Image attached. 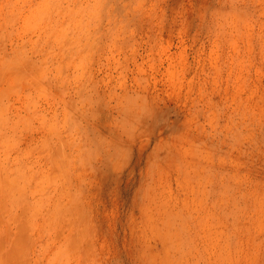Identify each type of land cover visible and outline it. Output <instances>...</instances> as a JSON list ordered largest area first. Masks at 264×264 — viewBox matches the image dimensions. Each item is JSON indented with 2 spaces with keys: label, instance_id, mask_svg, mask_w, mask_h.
Listing matches in <instances>:
<instances>
[{
  "label": "rangeland",
  "instance_id": "374dc122",
  "mask_svg": "<svg viewBox=\"0 0 264 264\" xmlns=\"http://www.w3.org/2000/svg\"><path fill=\"white\" fill-rule=\"evenodd\" d=\"M0 264H264V0H0Z\"/></svg>",
  "mask_w": 264,
  "mask_h": 264
}]
</instances>
